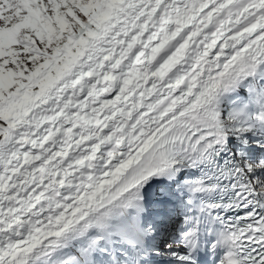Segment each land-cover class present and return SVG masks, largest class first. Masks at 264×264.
Listing matches in <instances>:
<instances>
[{"label":"snow or ice","instance_id":"snow-or-ice-1","mask_svg":"<svg viewBox=\"0 0 264 264\" xmlns=\"http://www.w3.org/2000/svg\"><path fill=\"white\" fill-rule=\"evenodd\" d=\"M0 264H264V0H0Z\"/></svg>","mask_w":264,"mask_h":264}]
</instances>
